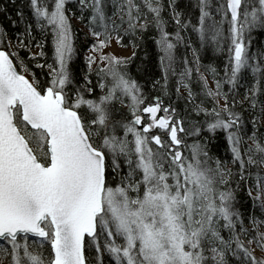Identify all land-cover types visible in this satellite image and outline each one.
Wrapping results in <instances>:
<instances>
[{
  "label": "snow or ice",
  "instance_id": "1",
  "mask_svg": "<svg viewBox=\"0 0 264 264\" xmlns=\"http://www.w3.org/2000/svg\"><path fill=\"white\" fill-rule=\"evenodd\" d=\"M28 3L41 32H51L54 56L53 63H41L45 52H32L31 24L16 51L4 50L11 41L0 48V264H264V220L253 211L252 228L246 227L237 201L238 190L247 191L253 209L264 213V50H251L253 31H264V0H197L195 23L188 18L190 2L182 7L181 0ZM73 18L92 40L79 86L69 67ZM149 27L159 34L164 89L187 39L183 32H195L201 46L227 47L225 78L215 79L214 89L195 68L210 108L193 103L186 59L179 74L176 94L188 90L187 115H203V124L165 106L160 96L147 102L130 74L137 41ZM125 36L132 56L108 51L114 42L127 47ZM35 47L42 49V42ZM193 56L198 65L196 49ZM97 64L94 85L89 77ZM33 67L41 73L47 68L46 78ZM209 71L215 78L216 69ZM225 83L231 95L223 91ZM97 86L103 94L90 98ZM240 88L243 101L235 98ZM125 100L131 118L114 119L115 102ZM202 131L210 133L204 142ZM218 133L228 160L209 155ZM189 136L198 139L188 144Z\"/></svg>",
  "mask_w": 264,
  "mask_h": 264
},
{
  "label": "trees",
  "instance_id": "2",
  "mask_svg": "<svg viewBox=\"0 0 264 264\" xmlns=\"http://www.w3.org/2000/svg\"><path fill=\"white\" fill-rule=\"evenodd\" d=\"M190 2L191 5V15L188 17L192 20L193 23L196 22V17L198 16V9L195 7L197 0H181V6L183 7L185 4ZM215 3V0H214ZM72 12L75 11V8L70 5ZM23 13V18L20 17L19 13ZM71 13V12H70ZM69 13V14H70ZM165 18L169 19L167 12L165 13ZM149 19H151L149 17ZM78 25L72 23L73 27V40H74V48L75 53L70 62V69L75 77V83L77 86L84 83V76L87 74L88 66L86 63V54L89 51L92 40L90 37H86L85 33L88 30L84 23L81 22L78 18ZM31 24L32 27V35L35 37L34 40L29 42V46L32 48L33 53H38L43 50L46 54L44 58H41L40 62L44 63L45 60L47 63H53L54 56V47L52 43V35L50 30L45 32H41L40 28L35 23V18L31 13V9L29 7L28 0H0V30H2L5 35L0 38V48H2L3 44H6L8 41L12 42L13 47L11 49H4L8 51H16L17 50V42L18 38L24 37L25 25ZM79 25L84 26V29ZM170 32H174V26L169 19V29ZM187 39L178 46V59L177 63L174 66L175 74H170L167 81V88L164 89L163 85L165 83L163 79V69L160 65V51L159 47L156 44V40L159 39L158 32L153 28L149 27V30L143 34L142 42L140 40L137 41V47L135 48V55L132 59L131 64L129 65V72L144 88L145 93L148 96L147 102H155V98L160 96L164 105L167 106L169 103L172 104L173 107L177 108L181 115H185L186 119L198 120L202 124L205 120L203 115L196 116L194 113L191 116H188V113L192 111V104L188 102V90L181 87L179 97L176 94L177 81L180 79V73L183 72L185 64L184 60H187V67L193 69L192 73V91L194 93V101L195 104H200L203 101V106L210 108L212 106L211 102L207 100L202 93V85L198 82V75L195 72V68L199 66L200 72L204 74L209 80H211L214 84L215 88V79L223 80L225 66L228 63V52L227 47H225L223 52L216 51L211 44L206 46H201L199 43L198 36L195 32L188 29L187 31L182 33ZM27 42V41H26ZM42 42V49L36 48L35 44ZM125 45L127 47H131V41L127 36H125ZM191 45L190 47L187 45ZM132 48V47H131ZM193 49L197 50V55L199 56V64L197 65L195 62V58L193 56ZM258 49L264 50V31L255 30L251 34V50L255 53ZM20 55L23 57H27L28 53L24 50L20 51ZM133 55V54H132ZM131 55V56H132ZM26 63H29L32 66V62L26 59ZM98 67L96 65L93 67V73L89 77L93 84H97L98 77L95 74V69ZM210 68L216 69V77L214 78ZM33 71L37 72L38 76L41 79L46 78L47 68H45L44 73H41L39 69L33 67ZM248 82L251 83V74L248 73ZM159 81V83H155ZM106 91V90H105ZM223 91L230 93V86L228 84H223ZM167 92V94H165ZM245 88H240L238 90V94L236 95L237 101H243L244 99ZM102 90L97 86L95 88V92L92 94L90 98H95L98 95H102ZM231 95V93H230ZM264 99V97H261ZM223 100V99H222ZM127 100L121 104L119 101H116L113 107V117L114 119L120 120L128 118L130 119V113L127 108ZM244 107H248V103L244 102ZM237 110H239V105L237 106ZM245 115L251 119V116L248 112H245ZM208 119H211L209 117ZM248 135L251 134L252 125L249 123L247 125ZM261 131H264V122L261 124ZM210 136V133L207 131H202L201 136L199 137L201 142H204L205 138ZM198 138L189 136L187 138V143L192 144ZM247 140V136L245 137ZM248 144H251V141H247ZM210 156L219 157L221 160H228L230 158V152L227 151L225 147V140L222 133H218L217 137L212 140L210 144ZM214 166V165H213ZM229 168H232L235 171V165L231 163L228 164ZM253 173L257 171V168L252 169ZM231 186V185H229ZM225 188L228 186H224ZM253 195H256V190L253 187ZM237 201L242 202L240 210L245 214V225L249 229L252 228V224L248 217L255 212V216L258 220H264V213H261L259 207L253 209V203L251 198L247 195V191H239L237 195ZM262 230H264V225L261 226ZM255 246V245H253ZM45 255L47 256V251H45ZM87 255V252H86ZM257 257H261L258 256ZM7 264V261L6 263Z\"/></svg>",
  "mask_w": 264,
  "mask_h": 264
},
{
  "label": "rangeland",
  "instance_id": "3",
  "mask_svg": "<svg viewBox=\"0 0 264 264\" xmlns=\"http://www.w3.org/2000/svg\"><path fill=\"white\" fill-rule=\"evenodd\" d=\"M71 15V13L69 14ZM72 23H74L75 25H78V20L77 18H73ZM81 28L84 29V26L79 25ZM88 31V30H86ZM109 52H112L118 56H122V57H130L133 54V49L131 47H120L118 44H116L115 42L113 43V45L108 49ZM89 55H93V53H91L90 51L87 52L86 57ZM98 65V64H97ZM96 65H93V67H95ZM208 79V78H207ZM209 82V86L212 87L214 89V84L211 80L208 79ZM220 105L221 107L224 105V101L221 99L220 100ZM261 231H264L262 229H260ZM255 247V246H253ZM256 255L261 256V250L259 248H256ZM6 263V261L4 262V264Z\"/></svg>",
  "mask_w": 264,
  "mask_h": 264
},
{
  "label": "flooded vegetation",
  "instance_id": "4",
  "mask_svg": "<svg viewBox=\"0 0 264 264\" xmlns=\"http://www.w3.org/2000/svg\"><path fill=\"white\" fill-rule=\"evenodd\" d=\"M145 116H147V115H145Z\"/></svg>",
  "mask_w": 264,
  "mask_h": 264
},
{
  "label": "water",
  "instance_id": "5",
  "mask_svg": "<svg viewBox=\"0 0 264 264\" xmlns=\"http://www.w3.org/2000/svg\"><path fill=\"white\" fill-rule=\"evenodd\" d=\"M145 115H147V114H145Z\"/></svg>",
  "mask_w": 264,
  "mask_h": 264
}]
</instances>
